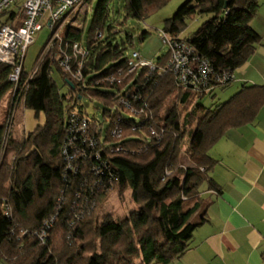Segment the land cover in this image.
Here are the masks:
<instances>
[{
  "label": "trees",
  "instance_id": "16d2710c",
  "mask_svg": "<svg viewBox=\"0 0 264 264\" xmlns=\"http://www.w3.org/2000/svg\"><path fill=\"white\" fill-rule=\"evenodd\" d=\"M111 1L100 0L94 12L83 82L71 81L49 57L39 61L31 77L24 72L18 92L26 87L25 106L37 116L44 113L45 125L23 139L11 134L7 141L12 106L6 123L0 125V258L8 264H172L183 258L196 230L206 221L209 204L201 197L203 187L221 192L210 176L216 165L211 150L229 130L252 124L264 106V86H244L228 102L207 108L194 106L198 95L179 88L170 73L159 76L143 69L121 85L111 83V78L119 79V70L127 68L128 56L126 48L115 43L118 33L112 27L104 38ZM170 1L127 0L125 20H145ZM260 7V0H188L167 21L165 32L179 36L194 12L210 16L186 42L216 73H233L260 43L251 26ZM10 13L0 15V24ZM147 36L143 34L142 40ZM63 37L71 43L82 42L83 32L67 27ZM168 59L169 52L155 64L163 66ZM55 70L66 84L74 85V89L68 86V96L62 95L54 82ZM11 72V67L0 64V103L14 90ZM84 97L104 107L105 123L111 119L107 128L82 109L74 111ZM171 97L174 103L167 104ZM123 98L143 113L131 114L121 103ZM180 107L188 112L185 117ZM73 115L89 121L97 151L118 180L114 192L130 190L138 209L126 218L98 216L99 208L113 193L90 192L92 185L86 178H98L90 174L98 161H80L79 174L64 176L67 163L62 149ZM117 127L123 131L121 139L112 137ZM79 193L81 198H77ZM84 199L96 201L97 211L76 222L75 215L83 209L75 211V204L83 205ZM57 215L47 243L42 245L31 233ZM27 231L30 234L18 240Z\"/></svg>",
  "mask_w": 264,
  "mask_h": 264
},
{
  "label": "built area",
  "instance_id": "2783aa9c",
  "mask_svg": "<svg viewBox=\"0 0 264 264\" xmlns=\"http://www.w3.org/2000/svg\"><path fill=\"white\" fill-rule=\"evenodd\" d=\"M94 0H1L0 15L10 13L14 8H19L16 13L23 14V20L19 27L14 26L11 22L3 21L0 24V64L11 67L12 72L9 77L13 85L12 107L13 113L7 123V141L11 135V129L14 123V112L20 103L24 100V90L18 92V86L22 81L25 72V59L29 47L34 43V35L43 29L41 22L47 21V26L51 31V37L44 49L43 54H48L52 65L58 66L68 75V78L75 82L81 83L84 80V69L90 56V52L82 42L71 43L64 40L63 31L69 18L75 14L81 7H90ZM101 38L102 35L98 34ZM161 38L164 44L169 47V59L163 66H158L153 62H147L141 58L140 53L134 52L127 56V70L121 69L118 72V78H111V83L123 84L129 76H138L143 69H148L151 73H158L159 76L170 73L176 77L179 88L191 90L198 96L209 93L213 89L231 84L235 77L233 73L223 72L216 73L209 61L199 58L197 50L179 36L172 33L163 32ZM42 54V56H43ZM42 58V57H41ZM41 61V59H40ZM35 73V71H34ZM33 73V74H34ZM127 87L124 89L126 93ZM138 97H133L134 100ZM138 100V99H137ZM126 110L131 114L140 116L143 110L138 111L126 99H122ZM122 129L116 128L112 131V137L122 138ZM153 133V132H152ZM97 140L93 138L90 123L87 119L73 115L69 119L67 137L65 139L62 155L65 159L66 167L64 176L73 173L79 174L81 170L80 161L87 159L97 162L96 166L90 170V174L97 175L96 180L87 177L86 180L91 182L90 192H114L117 178L110 171L109 165L102 161L101 153L97 151ZM117 151H120L117 149ZM204 170V169H202ZM95 173V174H94ZM169 175V173H167ZM89 183V182H88ZM77 194V198H81ZM63 201V199H62ZM97 207L96 201L83 200V205L75 204V211L83 209V212L75 215V221L80 222L86 215H90ZM9 216L8 214H6ZM57 217L45 221L42 227L31 233L32 236L42 245L47 243L49 234L57 220ZM30 234L23 232L18 240Z\"/></svg>",
  "mask_w": 264,
  "mask_h": 264
},
{
  "label": "crops",
  "instance_id": "0c3cea01",
  "mask_svg": "<svg viewBox=\"0 0 264 264\" xmlns=\"http://www.w3.org/2000/svg\"><path fill=\"white\" fill-rule=\"evenodd\" d=\"M260 5L251 25L260 43L233 72L235 80L228 87L206 95L213 100L210 106L220 90L228 88L223 93L228 102L244 86H264V0ZM18 10L3 21L19 27L23 14ZM210 155L216 160L210 176L221 192L203 187L201 197L209 204L206 221L196 230L190 250L172 264H264V106L252 124L229 130Z\"/></svg>",
  "mask_w": 264,
  "mask_h": 264
},
{
  "label": "rangeland",
  "instance_id": "374dc122",
  "mask_svg": "<svg viewBox=\"0 0 264 264\" xmlns=\"http://www.w3.org/2000/svg\"><path fill=\"white\" fill-rule=\"evenodd\" d=\"M1 1V0H0ZM100 0H94L89 8L87 6L81 7L75 14H73L67 24V27H73L80 29L83 32L82 43L87 46L89 42L90 31L92 28L94 12L99 4ZM188 0H171L164 8L154 12L148 16L145 20L127 19L125 20V8L127 0H112L110 3V14L107 22V27L104 30V38L109 35V27L114 29L115 43L124 46L126 48V54L132 55L134 52H138L141 58L147 62L155 63L159 58L166 56L169 51V47L164 44L161 38V33L165 32V26L168 20L172 19L178 10L187 3ZM210 20V16H200L197 12L192 13L187 20V28L180 33L179 37L182 40L188 41L192 35L206 22ZM47 21L41 22L43 29L34 35V43L29 47L26 59H25V74L31 77L33 72L37 71L38 63L48 58V54H43L44 49L51 37V31L47 26ZM64 32V31H63ZM147 34V38L142 40V35ZM43 54V56H42ZM42 57V58H41ZM53 80L60 90V93L64 96H68L70 88L64 82V79L60 73L55 70L52 74ZM228 90V88L226 89ZM219 91L217 98L214 100L216 104H222L228 100L223 97V93L226 91ZM229 93V92H228ZM13 99V93L7 94L0 103V125L7 121L9 109H11ZM171 97L167 104L174 103ZM213 103L210 97L197 96L194 101V106L200 104L208 108ZM70 105L72 103L70 102ZM210 106L214 108L215 106ZM73 106V105H72ZM83 110L85 115L89 118H96L100 122H104V127L107 128L111 122L108 118V122L105 123L103 112L104 107L95 99L90 97H84L79 101L78 105L74 107V111L78 112ZM192 107H190V110ZM182 115L185 117L188 112L180 107ZM11 116V115H10ZM8 122V121H7ZM6 123V122H5ZM46 116L44 113H37L25 106L24 100L20 103L17 110L14 112V123L11 129V134L14 138L23 139L25 135L33 132L38 126L45 125ZM189 140L185 141L182 146V152L186 153L189 146ZM12 160V156L10 157ZM138 209V206L131 199L130 190L119 193L113 192L110 198L99 208L98 216L100 218L107 214H112L118 219L126 218L131 212ZM97 211V207L94 213ZM0 264H8L5 260L0 258Z\"/></svg>",
  "mask_w": 264,
  "mask_h": 264
},
{
  "label": "water",
  "instance_id": "95a60500",
  "mask_svg": "<svg viewBox=\"0 0 264 264\" xmlns=\"http://www.w3.org/2000/svg\"><path fill=\"white\" fill-rule=\"evenodd\" d=\"M67 84L69 87H72L73 89L75 88L74 85L72 84V82L68 81Z\"/></svg>",
  "mask_w": 264,
  "mask_h": 264
}]
</instances>
